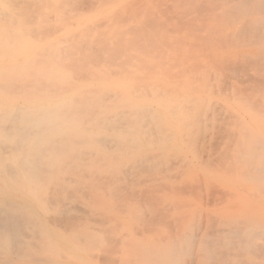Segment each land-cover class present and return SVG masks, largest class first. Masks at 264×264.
<instances>
[{"label": "bare ground", "instance_id": "bare-ground-1", "mask_svg": "<svg viewBox=\"0 0 264 264\" xmlns=\"http://www.w3.org/2000/svg\"><path fill=\"white\" fill-rule=\"evenodd\" d=\"M90 1L91 0H0V264H72V260L79 262V259H81L77 256L79 253H84L89 258L91 256V248L97 251V249L93 248L91 245H86V240L83 241V238H80L82 236L79 237L77 235L63 233L65 231L69 232L68 230L71 229L69 222H72L75 218L72 220L68 219H71L75 213L71 214V218L67 219L65 217L68 221V227L64 225V228L63 224L65 222L62 224L60 221L62 225L59 224V226L61 225V228L63 226L65 229L63 232L56 228L57 226L51 225L50 219L54 218L58 220L59 217L68 215L71 211L67 201L68 199L74 198L75 192L68 184H77V179L74 177L75 173H90L91 171L100 173L106 170H117L119 167H122L125 172L136 168H142V170L143 168L147 169L150 164H147V160L151 159V157L146 159L137 154L138 156H135L133 159L121 162L122 160L109 158L108 154L111 151L120 152L131 148L140 149L145 147L139 142L145 135L149 134L159 139L157 142H154L156 144L145 147L147 150L162 152L166 150L172 152L179 150L184 152L187 150L184 145L178 142H173V144L170 145L169 140L174 139L183 142L184 139L187 138L190 140L189 145L193 151L202 141L205 142L207 137L206 128L213 125V116H215L216 112H219L220 119L217 117L216 120L220 122L222 119L221 115H223L230 122L229 124H227V120L220 122L217 130H220V126L224 123L228 125V127H225L227 129L224 130L226 134L228 133L229 140L233 136L232 142L235 140L237 142V138L240 137V144L238 143V150H235V152L244 150L241 151V153L243 152L242 158L245 162H251V160L261 157L262 161L260 164L264 166V143H261L262 140L253 141L254 137L249 140L248 138L251 130L249 125L243 123L245 117L247 118L249 116V112L251 111L250 108H255L260 105L259 99L254 98L253 93L264 92V0H172L171 8L175 10L179 19L181 17L186 18L187 16V21L184 22L187 26V34L185 33L187 36V50L175 54L174 59L177 58L176 60L179 61L176 65L174 64V66L176 69L180 65H184L183 63H187V69H183L185 72L183 71L184 73L180 74L181 71L180 73L175 72L174 69L171 71L172 68L169 67L168 70L166 69L169 71V76H165L167 74L165 70L164 77L161 80H159L160 77L157 78L158 80L149 78L140 84L135 81H130L133 76L130 77L129 81L115 78L119 76L118 74H120V71H114L113 74H118L113 75L111 73L112 71L109 72L111 70L110 68H107L108 70L110 69L108 71L103 65H100L99 59H101V61L104 59L103 56V59L101 58L103 50H101V48L96 50L95 45V48L93 45L91 46L95 41H98L97 37L99 35L98 34L96 37V33H92V31H94L93 28L98 26L101 20L106 19L103 18L105 17L102 14L103 11L109 8V11L105 10L108 16L112 13V10H116L119 7L120 9H126L130 4L129 0H120L116 5H105L104 9H99L100 11L88 9L87 12H84L86 11L84 10V7H86L85 5ZM137 2L138 4L135 2V6L137 5L144 8L143 3ZM89 5L90 4H88L87 7H91ZM140 7H137V9L139 10ZM129 10L132 11L130 7ZM141 13H143V11ZM141 13H139V15ZM128 14L129 13H127V15ZM145 14L150 13L148 11ZM137 15L135 16L137 17ZM116 17L117 19L120 18H118V16ZM129 18L133 19L132 16ZM158 18L161 19V17ZM126 19H121V22L119 19L118 23L124 22L125 24H123V26H125V21L129 20ZM146 19L149 22V17ZM147 21L144 20L143 23ZM182 21L179 20V22L185 26ZM155 22H152L153 26L157 25V27H159L160 23L162 27L167 26L163 22L154 24ZM143 23L140 22L142 25V27H140L143 29L141 32L144 33V30H147L143 28L145 25V23ZM99 26L101 27V24H99ZM153 26L149 25L150 28ZM157 27L156 29L152 28L155 33H159V31L162 30L159 27L161 30L157 31ZM174 28H169V30ZM116 32H118L117 29ZM141 32L138 33L144 37ZM147 32L144 33L145 37H148L150 34L148 32L147 35ZM178 32L179 30L177 34ZM167 33L162 36L167 38ZM122 34L123 33H120V35ZM128 34L131 36L130 33ZM132 34L134 35L135 33L133 32ZM150 35L153 36L150 38L151 41H153L156 35ZM136 36V38L139 37L137 34ZM136 38H134V42H137ZM122 39L124 40L125 38H121L120 36L121 41ZM145 39L146 42H148L147 38ZM142 40L141 38L138 42ZM129 41L132 40L129 39ZM133 41L129 44L130 47L127 45L129 47L128 50H131L133 44L134 47L138 44V42L133 43ZM155 41H158V43L160 42L159 40ZM164 42H166L165 46L167 44L168 47H173L172 44L168 45L166 40ZM150 43L152 45V42ZM181 43H183V41ZM120 44L119 47H122L124 42ZM140 45L142 46V43L138 44L137 47H140ZM89 46L93 47L92 52L87 49ZM154 46L157 47L159 44ZM124 47L122 49H125ZM137 47L136 49L140 51V48ZM147 47L143 45L142 48L144 50V48L146 49ZM152 48L154 47L152 46ZM158 48H160V46L156 49ZM94 49L96 52L101 51V55L98 52V54H96ZM122 49L115 50L114 53L118 54L119 52L118 55L121 57L123 54L121 52L123 51ZM133 49L134 51L136 50L135 48ZM163 49L160 51H166ZM151 51H155V48ZM151 51L147 53L150 54ZM147 53L144 54L147 55ZM158 54L156 55L157 57L154 56L155 59L160 57V55L158 57ZM164 55L166 54L164 53ZM90 56L93 57L94 62L97 58L98 61L94 63ZM127 56H129V54ZM149 56L150 55H148V57ZM95 57L97 58L94 59ZM112 57L113 59H110L111 62L117 60L119 56L116 55L114 58L113 54ZM133 58L134 57H131V59ZM131 59H127V61L129 62L130 60L131 62ZM125 60H122V62H125ZM106 62L110 63L109 60H106ZM97 63L99 64L97 65ZM167 63L168 62H166V64ZM113 64L112 62L110 66ZM118 64L119 63H117V65ZM122 64L128 65L129 63L120 62L119 66L123 70L125 67L123 68ZM178 64L180 65L178 66ZM130 66L133 67V65ZM144 66L146 67V63ZM156 66L158 67L157 63L155 64V68ZM146 69H148V67H146ZM149 70H151L150 67ZM123 72H121V75ZM128 73L129 71H127V74ZM162 74L160 75L162 76ZM144 77L142 79L146 78ZM127 78L129 79V76ZM223 120L224 119H222V121ZM239 121L242 122V124L239 123ZM144 122L149 124L148 133L138 128V125ZM237 122L239 125L245 124L242 129L236 127ZM216 124H218V121ZM237 129L242 130L239 132V136L235 135L238 134ZM224 133L225 132H222L221 134ZM228 135L224 134L225 137L227 136V139ZM234 136L238 137L234 138ZM219 137L221 138V136ZM225 137V141H223L224 144L226 142ZM233 138L235 140H233ZM218 140L221 139L218 138ZM216 142L215 144H219ZM236 142L234 145H236ZM229 143L231 144V142H226V145H229H227L228 148L233 146L230 147L233 149L234 145H230ZM221 146H215L214 148L218 150ZM232 155L234 156L235 154L233 153ZM125 157H127V155ZM231 162L234 164L233 160H231ZM172 165L173 164H171L170 167H172ZM244 166L245 165H243V168H245ZM251 166L253 167L254 165ZM234 168L236 169V166ZM237 168L241 170L240 166ZM251 170L252 168L249 171ZM144 172L146 173V171ZM251 173L249 177L252 180L264 183V168H256ZM97 177L94 180H97ZM83 178H85V176ZM108 179L107 177L106 180ZM111 182L112 180L110 181L112 185ZM187 182L188 183L185 184L186 187L187 184H190L189 181ZM190 191L192 190L190 189ZM183 192L185 191L182 190V193ZM182 193V196L186 195ZM214 193H217L216 190H214ZM222 193L223 191L221 194ZM96 195L97 196H94L98 197V194ZM135 196H137V194ZM193 196H195V194ZM117 197L118 196H116V198ZM141 197L144 198L142 195ZM146 199L145 201L148 202ZM98 200L101 201V199ZM219 200H221V198ZM142 201L143 200H141V202ZM221 201L224 203V200ZM160 202L162 203V200ZM85 204L87 203L85 202ZM175 204L176 207L179 205L178 202ZM90 205L92 204L90 203ZM192 205L194 206L193 203ZM123 206L126 208V203L122 206L120 205L121 208ZM183 206L184 205H182V208ZM186 207L190 206L186 204ZM75 209H77V212L79 210L81 211L79 206ZM164 209L168 211L167 205ZM124 210L125 209H122V211H120L121 215L125 212ZM85 211L86 210H84L83 213ZM116 211L114 212L116 213ZM170 211H172V209ZM103 213L105 214V212ZM154 213H156V211ZM85 214H87V211ZM105 215L102 217H105ZM166 215L169 216L168 213ZM185 215L183 216L185 217ZM148 216L150 215L147 214V217ZM147 217H144L145 221ZM187 217L189 218V214ZM63 218L64 217H62V219ZM108 218H110V221L115 219L113 216H108ZM151 219L154 218L151 217ZM64 220L65 219L62 221ZM83 220L85 219L83 218ZM254 220L256 221V219ZM58 222L59 220L57 223ZM141 223L147 224V221L140 222L139 226ZM73 224L75 225L77 223L73 222ZM102 224L104 225L105 223H101V225ZM179 224L177 225L179 226ZM168 225L166 227H168ZM79 226L80 225H78V227ZM239 226L220 229L219 231L223 234V239L221 238L223 242L221 240L218 241H221L222 245H227L229 249L242 248L244 252L251 251L254 253L261 250L263 245H259L256 240L259 237L264 239V225L258 226L257 228L249 227L246 230L247 233L243 234L246 237L240 236ZM66 227L67 229L70 227V229L67 230ZM146 227L148 229L147 225ZM181 227L179 228L180 232ZM136 228L135 232L137 230ZM140 228L142 231L144 230L143 225ZM72 230L74 229L70 231ZM174 230L175 229H173V231L170 230V232L173 233L172 235H175ZM74 231L76 232V229ZM109 232L111 234V231ZM147 232L149 233V231ZM83 233L86 234L85 231ZM156 233H158V230ZM91 234L93 233L91 232ZM155 234L153 237L158 236L157 234L155 236ZM86 235H89L88 232ZM92 237L90 238L91 242ZM112 240L116 241V239ZM98 241L99 239L97 242ZM195 242V234L189 235L188 239L185 240V247L181 251L176 249L171 250L169 256L164 260V264H180V254L193 258L192 250ZM114 244H116V242L112 244V247L116 246ZM159 245L160 244H158V246ZM105 246L106 245H104V247ZM127 246L128 249H130V246L132 247V245L129 244ZM224 248L226 249V247ZM118 250L120 251V249ZM102 251L99 250L98 253L103 254L105 252V250L104 252ZM124 252L130 253V251ZM206 252H209V250H206ZM212 254V256L208 257V262L216 263L219 260H217L218 255ZM94 255L95 256L91 258L98 256L97 253H94ZM105 255L107 254L104 253L103 256H100L105 258ZM222 256L226 258V255ZM102 258L101 260H103ZM107 259H104L106 262L103 260L104 263H107ZM108 260L110 261V258ZM226 260L228 261V258ZM244 262L245 261H243V263ZM245 264L247 263L245 262Z\"/></svg>", "mask_w": 264, "mask_h": 264}, {"label": "rangeland", "instance_id": "rangeland-1", "mask_svg": "<svg viewBox=\"0 0 264 264\" xmlns=\"http://www.w3.org/2000/svg\"><path fill=\"white\" fill-rule=\"evenodd\" d=\"M119 1L120 0H113V1L112 0L111 1H109V0H91L88 3V4H90L89 6H91V7H87L88 4L85 5L86 7L83 6L84 10H86L84 12H87L88 9H92L94 11L99 10V9L102 10V9H104L105 5H107V6H109L111 4L116 5V3ZM137 1H139L140 3H143L144 8L137 6V5L135 6V2H136V4H138ZM143 1H145V2H143ZM129 3H130L129 6L126 9L125 8L120 9V7H119L118 8L119 10L118 9H116L117 11L112 10V13L108 16L106 15L105 10L109 11V8L105 9L102 14H103V16H105L103 18H106V19H103L100 21L99 24H101V27L98 24V26L100 28L98 26H95L94 27L95 29L93 28L94 31H92V33L95 32L96 37L98 34L99 35L97 37L98 41H95L93 44H91V46L93 45V47H94V45H95L96 48L95 47L94 48L96 50L98 48H101V50H103L102 55L100 54L101 51L100 52L97 51L101 55V58H102V56L104 58V59L102 58L104 61L103 60L101 61V59H99L100 65H103L106 70H108L107 68H110L111 70L109 69L110 71L109 70L108 71L109 72L112 71L111 72L112 74L114 71L119 70L120 74L115 73L116 75L117 74L119 75V76H116L115 78H120V79H124V80L129 81L130 77L133 76V78H131L132 80H130V81H135L139 84L143 83L146 79H149V78L158 80L157 78L160 77L159 80H161L164 77V71L166 69L168 70L169 67L172 68L171 71L174 69L175 72L180 73V71H181L180 74H183L185 72L183 69H187V63H183L184 65L178 64V66L179 65L180 66L175 69L174 64L176 65V63L179 60L177 61L176 60L177 58L174 59V57H175V54L179 53L180 51H186L187 50V36L185 35V33L187 34V26L184 23L187 21V16H186V18L181 17L179 19L177 13H175V10H172L173 8H171L172 7V0H155V1L154 0H129ZM146 5H148V6H146ZM131 6H133V7H131ZM129 7H130V9H132V11L129 10ZM137 7H140V9L143 11V13H141L142 11L140 9L138 10ZM127 9H128V11H127ZM133 9H134V11H133ZM136 10H138L139 12ZM148 11L151 15L145 14ZM130 12L133 14H131ZM134 12H136V13H134ZM164 12H166L167 14ZM127 13H129V14L127 15ZM139 13H141V14L139 15ZM164 14H165V16H164ZM135 15H137L138 18ZM116 16H118V18L120 17L119 18L120 22H121V19L125 20L126 18L129 19L130 21L126 19L129 22L125 21L126 25L123 26V24H125V23L122 22L119 24L118 23L119 19H117ZM131 16L133 19L129 18ZM166 16H167V18H166ZM121 17H125V18H121ZM145 17L146 18L149 17V19L151 20L150 21L148 19L150 24ZM158 17H161V19H159ZM154 18H156V19L158 18L156 22H155L156 19H154ZM136 19H137V21H136ZM144 20L147 21L148 23L144 22L145 25L147 26V28L145 25L143 28H145L147 31L150 29L148 32L150 34L156 35V36H154L155 38H153L154 40L152 39L153 41H151V39H150L152 35L149 34L148 37L147 36L145 37L144 33L147 31L144 30V33L141 32V30L143 31V29L141 28L142 25L140 24V22L143 23ZM168 20H169V22H168ZM179 20L182 21L183 24H185V26L182 25V23L179 22ZM134 21H136V22H134ZM114 22H116V23H114ZM152 22H155L154 24H158L159 22H163L167 26L162 27V25L160 23L159 27L162 29L161 30L159 27H157V25H154L155 26L154 27L152 25L153 24ZM180 23L183 26V28L180 25ZM147 24H149L150 26H153L152 27L153 29H156V27H157V31H159V30H161V31H159V33L156 32L157 33L156 34L154 32V30H152V28H150L149 25H147ZM129 27H130V29H129ZM169 28H174V29L169 30ZM116 29L119 33L116 32ZM97 30H99V31H97ZM137 30H138V32H141V34L143 33L144 37H142L140 35V33L137 32ZM178 30H179V32L177 34ZM127 31H129V32H127ZM164 31H166V32H164ZM131 32L132 33L134 32L135 34L133 35ZM148 32H147V35H148ZM152 32H154V33H152ZM120 33H123V34L120 35ZM128 33H130L131 36H129ZM165 33H167V38L164 36L165 37V39H164V37L162 35H164ZM100 34H101V36H100ZM136 34L140 38L139 37L136 38L137 37ZM120 36H121V38L124 37L125 39L124 40L122 39V41H121ZM157 36H159V37H157ZM117 37H119V38H117ZM134 38H136L137 42L139 39L141 40V38H142L143 42L142 41L138 42V44L142 43V46L140 45V47L139 46L137 47L138 44L137 45L135 44L136 46L134 47V44H133L131 50H128V48L130 47L129 44L134 40ZM145 38H147L148 42H146ZM148 38L150 39V42H152V45L149 42ZM129 39L132 41H129ZM179 39H181V40H179ZM155 40H159L160 42L158 43V41H155ZM165 40L167 41L168 45L172 44L173 47L169 46L170 47L169 48L167 46V44L165 46V43H166V42H164ZM178 41L180 42V44ZM182 41L184 44L181 43ZM119 42L120 43L124 42V45L122 44V47H119V45H121ZM135 42L133 41V43H135ZM161 42H164V43H161ZM149 43H150V45H149ZM158 44H159L160 48L156 49L159 46L156 47L154 45H158ZM127 45H129V47ZM143 45L144 46L146 45V47L147 46L149 47V48L148 47L146 48L149 52L152 49L154 50V48H155V51H151V53L149 54V53H147L148 51L145 48L143 50V48H142ZM161 45L164 47V49ZM91 46H89L87 49H89L92 52L93 47H91ZM152 46L154 48H152ZM123 47L125 49H122ZM136 47L140 48L141 52L139 51V49L137 50ZM120 48L123 50V51H121L123 54L120 52L122 54L121 57H120V55H118L119 52H118V54L114 53L115 50H118ZM133 48H135L136 50L134 51ZM162 49L166 50L167 53H166V51H164V52L160 51ZM96 50H95V53L98 54L96 52ZM157 52L161 53V54H158ZM162 52H163V54H162ZM144 53H147V55ZM164 53L166 55H164ZM111 54H112V56L114 54V58L116 55L120 57V58L118 57L117 60L112 61L114 63L113 65L116 64L115 66H113V65L110 66V64L112 63L110 59H113ZM128 54H129V56H127ZM157 54H158V57H159V55H160V57L155 59L154 56H156ZM93 55H95V54H93ZM148 55L151 56L152 60L150 59V56L148 57ZM163 55H164V57L162 58ZM125 56H126V58H125ZM90 57H92V56H90ZM97 57H95L94 59H96ZM131 57H134V58L131 59ZM97 59H96V61H98ZM127 59H131V62H130V60L128 62ZM92 60H93V57H92ZM106 60H109L110 63L109 62L107 63ZM122 60L123 61L125 60L126 63H129L128 65L122 64L123 68L125 67L124 68L125 71H124V69L122 70V68H120V66H119L120 62L125 63V62H122ZM96 61L94 62V60H93L94 63H96ZM165 61L168 63L166 64ZM99 63H97V65ZM117 63H119V64L117 65ZM145 63H146V67H148V69H146V67L144 66ZM156 63L158 64V67L156 66V68H155ZM105 64L107 65V67ZM161 64H162V66L163 65L164 66L162 67ZM171 64H173V65H171ZM130 65H133V67ZM135 66H137V67H135ZM171 66H173L174 68ZM149 67L151 70H149ZM153 67L155 68V70ZM140 68L141 69L143 68L142 71ZM126 70L129 71L128 74H127ZM167 70L165 72V73H167L165 76H169L168 75L169 71H167ZM121 72H123L122 75H121ZM115 74H113V75H115ZM160 74H162V76ZM128 76H129V79L127 78ZM143 77L145 79H142ZM253 94H254V98L259 99L260 105L258 107H255V108H250L251 111L249 112V116L247 118L245 117L243 123H246L247 125H249V128L251 130L250 131L251 133L249 134V138H248L249 140L254 137L253 141H256V140L261 141L262 140L261 143H264V92H261V93L255 92ZM221 116H222L221 118L224 120L222 121V119H221L220 122H224L225 120H227L223 115H221ZM217 117H218V119H220L219 118L220 117L219 112H216L215 116H213V125L208 126L206 128L207 137L205 139V142L202 141L198 145V147L196 149H194L193 151L191 150L190 145H189L190 140H188L187 138L184 139L183 142L177 141L174 139L169 140L170 145L173 144V142H178V143L184 145L187 149L184 152L179 151V150L175 151V152H172L169 150H166L164 152L156 151V150L152 151L149 149L147 150V149H145V147H150L151 144H156L154 142H157L159 140L158 138L148 134V135L143 136L139 141L145 146L143 148H140V149L131 148L129 150H123L120 152L111 151L110 153H108L109 158H115L116 160H122L121 162H124L125 160H129V159H133L135 156H138V155L145 157L146 159H149L151 157V159L147 160V164L150 163L149 166L147 167V169L143 168V170H142V168H139V169L136 168L134 170H130V171L128 170V172H125V170L122 167H119V169H117V170L113 169V171L112 170H106V171H102L100 173L91 171L90 173L81 172V174H78V173L74 174V177L77 179L76 180L77 184H74V183L68 184V186L75 192V196H76V197L74 196L73 199H68V201H67L69 203L68 205H69L71 211L69 212L68 215H64V216L59 217L58 223H57L58 220L54 219V218L50 219V223H51V225H53L55 227L57 226L56 228L61 230V232H63V230L65 231L64 225H66L67 227L70 225L71 229H74V230L76 229V232L74 230L70 231L71 230L70 227L68 228L70 230H68L66 227V229L69 232L65 231V232H63L64 234L67 233L68 235H75V236L77 235L79 237L82 236L80 238L81 239L83 238L82 239L83 241L86 240L85 241L86 245H91L93 248H96L97 251L95 249L92 250V248H91V252H90L91 256L89 255L90 256L89 258L84 253H79L77 256H79L81 259H79V262L72 260L71 261L72 264H102V263L103 264H112V263H115V264H157V263L158 264H164L165 263L164 260L166 259L167 256H169L171 250L176 249L178 251H181L185 247V244H186L185 240L188 239L189 235H191V234H195V236H196V242L194 243L193 250H192L193 251L192 252L193 258H189V256L187 257V256H183L182 254H180V262H181L180 264H214L215 262L214 263L208 262L209 261L208 257L212 256L213 255L212 253H214L216 256L218 255V258L217 257L216 258H217V260L218 259L219 260L215 264H245V262L247 264H264V239L261 237H259L258 239L256 238L257 239L256 242L259 245H263V248H261V250H259L256 253L251 252V251H245L244 252V250L242 248H240V249H237V248L236 249H229L227 245H222L223 234L221 231H219L220 229H228L232 226L238 227L240 225L239 226L240 236L246 237L243 234L247 233L246 230L249 227L250 228H253V227L257 228L258 226L264 225V183H260L259 181L252 180L249 177V175L252 174L251 172H253L256 168L257 169H263L264 166H261V164H260V162L262 161L261 157L254 159V160H251V162H245L242 158L243 152L241 153V151H244V150L235 152V150H238L237 145L239 143V138H240V137H238L240 135L239 132L242 131L241 129H242L243 125H245V124L239 125L238 122L236 123V127L241 128V129H237L238 134H235V135H238V136H234V138L238 137L237 142L234 138H233V140H235V141L232 142L233 136L231 137V135H230L231 139L229 140V135H228V133L226 134V131H225L227 129L225 127H228L227 124H229L230 121L227 120L226 121L227 124L222 123V125L224 124L223 126L220 124L222 131H221V129L217 130L219 123H220L219 120H216ZM217 121H218V124H216ZM239 123L242 124V122H240V121H239ZM222 127H224V128H222ZM138 128L141 129L142 131L144 130L145 133H148L149 124L147 122H144L141 125H138ZM222 132H225L224 134L228 135V139H227V136L225 137L224 134H221ZM215 134H216V136H215ZM219 136H221V138ZM223 136L225 137L227 143L231 142V144L229 143L230 145H232V144L234 145V143L236 142V145H234V148H233L234 150L232 148H230L233 146H230L228 148L229 145L227 144L228 145L227 146L226 142H225V144L223 143V141H225ZM217 137L221 140H218ZM216 141L219 144H215ZM162 142H164V141H162ZM246 142H247V140H246ZM220 144L221 145L223 144V145L221 146ZM210 146H212V147H210ZM215 146H218V147L221 146V148L217 147L218 148V150H217L216 148H214ZM222 153H224V154H222ZM233 153L235 154L234 156L232 155ZM126 155H127V157H125ZM149 155H151V156H149ZM232 156H233V158H232ZM118 158H121V159H118ZM239 159H241V160H239ZM215 160H217V161H215ZM231 160H233L234 164H232ZM223 162H224V164H223ZM219 163H221L222 165ZM227 163L230 165H228ZM247 163H250V164H247ZM171 164H173L172 167H170ZM226 164H227V166H226ZM242 164L245 165L244 166L245 168H243ZM246 164L250 168H248L246 166ZM251 165H254V166L252 167ZM218 166L219 167L223 166L225 168H223V167L219 168ZM230 166H231V168H230ZM235 166H236V169L234 168ZM239 166H240L241 170H239L237 168ZM169 167H170V169H169ZM251 168H252V170L249 171ZM199 169H201V170H199ZM247 169H248V171H247ZM142 171L143 172L146 171V173L145 172L143 173ZM223 171H225V172H223ZM88 174H89V177H88ZM83 175L85 176V178H83L84 177ZM68 176H70V175H68ZM103 176H105V177H103ZM96 177L98 179L94 180ZM107 177L109 178L108 180H106ZM117 178H118V181H117ZM154 178L156 179V181ZM162 178H164V179H162ZM111 180H112V182H111L112 185L110 184ZM187 181H189L190 184H187V187H186L185 184L188 183ZM99 182H100V184H99ZM119 182H120V184H119ZM103 184H104V186H103ZM159 184H161V185H159ZM101 185H102V188H101ZM105 185H107V186H105ZM146 187H147V189H146ZM149 187H151L152 189ZM218 187H219V190H218ZM144 189H146V190H144ZM190 189L192 191H190ZM86 190H87V192H90V193H87ZM135 190H136V192H135ZM182 190L185 192L182 193ZM214 190H216V192H217L216 194L214 193ZM104 191H105V193H104ZM137 191H139V192H137ZM146 191H148V192H146ZM194 191H196V192H194ZM222 191H223L222 194H224V195L221 194ZM170 192H172V193H170ZM218 192L220 195L218 194ZM148 193H149V195H148ZM181 193L186 194V195L182 196ZM96 194H98V197H95V196H97ZM136 194H137V196H135ZM144 194H145V196H144ZM175 194H177V195H175ZM194 194H195V196H193ZM86 195H88V196H86ZM99 195H101V196H99ZM141 195L144 198H142ZM116 196H118V197L116 198ZM213 196H216V197H213ZM222 196H224V197H222ZM220 198H221V200H224V203H223V201L219 200ZM98 199H101V201H103V202H101ZM145 199L148 202H146ZM148 199H150V200H148ZM141 200H143V201L141 202ZM161 200H162V203L164 206L160 202ZM97 201L100 202L101 204L98 203ZM183 201L188 202V203H184ZM85 202L87 204H85ZM176 202L179 203L178 206H180V207H178V206L176 207V204H175ZM77 203H78L79 208H81V211L83 208V211L86 210L87 214H85L86 211L83 213V211L81 212L79 209H78L79 213L77 212V209H75V208H78ZM90 203L92 205H90ZM125 203H126V208H125V206H123L121 208L120 205L122 206ZM154 203H156V204H154ZM192 203L194 204V206L192 205ZM93 204H96L97 206L93 205ZM186 204H187V206H190V207H186ZM166 205H167L168 211L164 209V207L166 208ZM182 205H184L185 207L183 206V208H182ZM71 207H73L74 209ZM211 207H212V209H211ZM122 209H125L124 210L125 212L124 211H123L124 213L122 212L123 215H121V212H120V211H122ZM152 209H154V210H152ZM171 209H172V211H170ZM114 211H116V213L118 212L119 216H118V213L116 214ZM155 211H156V213L158 212L157 215H156V213H154ZM103 212H105L106 215ZM186 212L189 214V218L187 217L188 214ZM74 213H75V215H73L74 217L72 216V218H71V214H74ZM167 213L169 216L166 215ZM147 214H149L150 216L147 217ZM159 214H161V215H159ZM193 214H195V215H193ZM76 215H78L79 217ZM103 215H105V217H107V218L102 217ZM136 215L139 217H137ZM183 215H185V217ZM75 216L77 217V220H76ZM108 216H113V217H115V219H113V220L111 219L112 221H110V218H108ZM160 216H162V217H160ZM62 217H64L63 218V219H65L64 221H62L63 220ZM65 217L67 219L71 218L68 220H72L74 218L75 219L72 220V222H69V225H67L68 221ZM144 217H147V219H146L147 224L141 223V225L139 226L140 222H146ZM151 217H153L154 219H151ZM167 217H168V219H167ZM180 217H181V219H180ZM83 218L85 220H83ZM142 218H143V220H142ZM102 219H104V220H102ZM187 219L190 221H188ZM254 219H256V221ZM60 221L62 224L64 222L66 223V224L65 223L63 224L64 228H63V226L61 228L62 224L60 223ZM73 222L77 223V224L74 225ZM172 222H173L174 227L172 226ZM70 223H72V224H70ZM101 223H105V224L101 225ZM179 223H181V224H179ZM59 224H61V225L59 226ZM168 224L171 226H169ZM177 224H179V226ZM78 225H80V226L78 227ZM130 225H131V227H130ZM142 225L144 228L143 231L140 228V227H142ZM146 225L148 226V229H147ZM167 225H168V227H166ZM241 225H242V227H241ZM136 227H138V228H136ZM180 227H181V232L179 231ZM135 228L137 229L136 232L137 231H139V232L136 233ZM107 229H108V231L106 232ZM173 229H175L174 230L175 235H172L173 233L170 232V230L173 231ZM157 230H158V233H156ZM84 231L86 234L88 232V234L90 236L84 234L83 233ZM109 231H111V234ZM147 231H149V233ZM79 232H82V233H79ZM91 232L93 234H91ZM155 233L158 236H156ZM83 234L85 237L83 236ZM154 234L156 237H153ZM109 235H110V237H109ZM86 237H87V239H86ZM91 237H92V242L90 240ZM110 238L116 239V241L112 240ZM98 239H99L100 243H99V241L97 242ZM218 240H221L222 242L218 241ZM112 241L116 242V244H114L116 246L113 245L114 247H112V244L114 243ZM203 241H206V242H203ZM120 242H121V245H120ZM102 243H105V244H102ZM109 243H111V244H109ZM127 243L129 245H132V247L131 246L129 247L130 249L127 248L128 247ZM158 244H160V245L158 246ZM104 245H106L105 246L106 249H105ZM223 246L226 247V249ZM107 248L109 251L107 250ZM211 248L215 251H213ZM102 249H103V251H102ZM118 249H120V251ZM99 250H101L102 252H104V250H105L104 253L107 254V255H105V258H102L100 256V255L103 256L104 253L99 254L98 253ZM206 250H209V252H206ZM224 250H225V254H224ZM124 251H126V252L130 251V253L128 252L129 253L128 254V253H125ZM218 252H219V254H218ZM94 253L98 254V256L96 255L97 257H95L97 259L91 258L92 256L93 257L95 256ZM109 253H110V255H109ZM222 255H224V256L226 255V258L223 257ZM228 255H230V256L232 255V256L230 257ZM108 257L110 258V261L108 260L109 259ZM101 258L103 260L108 258L107 263H104L105 260L103 261V260H101ZM221 258H223V259H221ZM227 258H228V261L226 260ZM108 261H109V263H108ZM243 261H245V262L243 263ZM100 262H102V263H100Z\"/></svg>", "mask_w": 264, "mask_h": 264}]
</instances>
